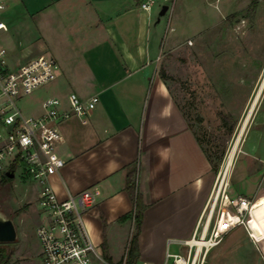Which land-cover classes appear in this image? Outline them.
<instances>
[{
  "label": "crops",
  "instance_id": "0c3cea01",
  "mask_svg": "<svg viewBox=\"0 0 264 264\" xmlns=\"http://www.w3.org/2000/svg\"><path fill=\"white\" fill-rule=\"evenodd\" d=\"M4 1L7 29L0 32V44L9 62L47 53L58 63L54 79L22 97L34 104L27 114H41L49 96L67 108L70 91L83 99L98 95L87 115L60 122L57 151L65 163L49 176L50 186L61 198L91 188L96 204L88 218L111 259L109 238L115 235L124 244L134 229L125 181L135 166L144 203L136 257L159 262L166 250L180 249L179 241L203 218L215 173L159 73L163 36L157 23L168 6L157 12L154 0L149 9L141 0ZM175 11L172 5L165 28L170 33ZM258 189L239 192L252 201ZM244 225L248 230L249 222Z\"/></svg>",
  "mask_w": 264,
  "mask_h": 264
},
{
  "label": "rangeland",
  "instance_id": "374dc122",
  "mask_svg": "<svg viewBox=\"0 0 264 264\" xmlns=\"http://www.w3.org/2000/svg\"><path fill=\"white\" fill-rule=\"evenodd\" d=\"M253 1L255 6L251 4ZM159 2L154 0L157 12L163 4L168 6L157 23L163 36L159 69L164 71L169 89L209 157L215 178L261 86L264 0ZM172 5L176 13L170 21L173 28L170 33L165 28ZM18 105L26 114L34 107L27 97L20 98ZM3 175L0 171V215L13 221L16 238L0 242V256L10 253L8 258L13 264H38L35 229L41 208L36 186L19 168L14 169L11 179H3ZM226 180L230 196L244 195L239 191L247 187L254 194L259 187L243 216L249 227L247 230L242 223L233 227L210 248L203 264H264V88L243 131ZM217 209L218 206L215 212ZM88 214L83 215L88 234L96 251L105 257L102 246L105 243L95 232ZM125 243L115 235L108 240L111 260L116 264L120 263ZM148 259L154 264L162 261Z\"/></svg>",
  "mask_w": 264,
  "mask_h": 264
},
{
  "label": "built area",
  "instance_id": "2783aa9c",
  "mask_svg": "<svg viewBox=\"0 0 264 264\" xmlns=\"http://www.w3.org/2000/svg\"><path fill=\"white\" fill-rule=\"evenodd\" d=\"M153 0H141L139 5L149 9ZM7 3L0 0V32L7 29L3 11ZM58 63L55 57L41 53L25 61L11 64L6 47L0 44V171L11 167L22 170L37 185V201L41 208L40 222L35 233L39 243L38 264H116L100 255L88 234L83 215L96 204L95 194L87 187L58 197L48 179L59 172L65 159L57 151L62 138L59 124L71 115L85 116L98 101L93 94L87 99L76 92L67 95V108L54 96L42 101L44 111L39 115L26 114L18 100L35 88L55 78ZM264 87V74L262 77ZM12 171V172H13ZM228 181L218 171L203 218L193 234L180 240L178 251L166 250L159 264H203L211 247L237 224H245L251 199L227 193ZM218 206L217 211L215 212ZM129 236L117 264H154L128 256ZM6 256V263L13 264ZM18 264H28L20 262Z\"/></svg>",
  "mask_w": 264,
  "mask_h": 264
},
{
  "label": "trees",
  "instance_id": "16d2710c",
  "mask_svg": "<svg viewBox=\"0 0 264 264\" xmlns=\"http://www.w3.org/2000/svg\"><path fill=\"white\" fill-rule=\"evenodd\" d=\"M252 6L256 5V2L253 1ZM160 75L164 78L165 74L164 71L162 69L159 70ZM210 160V159H209ZM13 171V167L10 168L9 173ZM136 171V167L134 166L133 168H131L127 174H126V181H125V188L133 202V220L135 222L134 224V229L131 233V237L129 240V246H128V256L130 259H133L134 257L137 256V236L140 230V223H141V217H142V211L144 208V203L141 200V194L138 191L136 182H135V172ZM12 176H10L9 174L5 173L3 175V179H11ZM103 246V254L107 259H110V256L108 255L107 251H106V247L105 244L102 245ZM0 261L3 263H6V256H0Z\"/></svg>",
  "mask_w": 264,
  "mask_h": 264
},
{
  "label": "bare ground",
  "instance_id": "6f19581e",
  "mask_svg": "<svg viewBox=\"0 0 264 264\" xmlns=\"http://www.w3.org/2000/svg\"><path fill=\"white\" fill-rule=\"evenodd\" d=\"M262 85H263V81L261 82V86L259 87V89L257 90V92H256V94H255V96L253 98V101H252V103L250 105L249 111H248V113H247V115H246V117L244 119V122H243V124H242V126H241V128H240V130H239V132H238V134L236 136V138H235V141H234V143H233V145H232V147H231V149H230V151H229V153L227 155V158L225 160L224 166L222 167L221 174H223L224 177H226L227 173L229 172V169H230V167H231V165L233 163L234 157H235V155L237 153L239 142H240V139L242 137L243 131L245 130V127H246V125L248 123L249 117H250V115H251V113H252V111H253L256 103H257V100H258L259 96L262 93V90L264 88Z\"/></svg>",
  "mask_w": 264,
  "mask_h": 264
},
{
  "label": "water",
  "instance_id": "95a60500",
  "mask_svg": "<svg viewBox=\"0 0 264 264\" xmlns=\"http://www.w3.org/2000/svg\"><path fill=\"white\" fill-rule=\"evenodd\" d=\"M10 176L13 172H7ZM16 238V230L13 221L10 218L0 215V242L13 241Z\"/></svg>",
  "mask_w": 264,
  "mask_h": 264
}]
</instances>
